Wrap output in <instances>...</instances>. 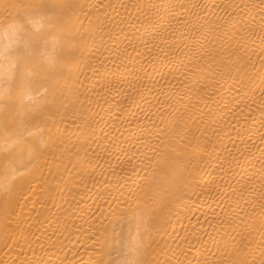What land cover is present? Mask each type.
<instances>
[{
    "label": "bare ground",
    "instance_id": "bare-ground-1",
    "mask_svg": "<svg viewBox=\"0 0 264 264\" xmlns=\"http://www.w3.org/2000/svg\"><path fill=\"white\" fill-rule=\"evenodd\" d=\"M0 264H264V0H0Z\"/></svg>",
    "mask_w": 264,
    "mask_h": 264
},
{
    "label": "snow or ice",
    "instance_id": "snow-or-ice-1",
    "mask_svg": "<svg viewBox=\"0 0 264 264\" xmlns=\"http://www.w3.org/2000/svg\"><path fill=\"white\" fill-rule=\"evenodd\" d=\"M2 57L3 53H0V58ZM14 57L15 59L11 62L7 72L0 73V75L7 76L9 83L16 77H19L21 80L26 76L31 77L42 69V65L34 58L32 52L27 48V45L25 51L16 52ZM121 264H129V262L122 261Z\"/></svg>",
    "mask_w": 264,
    "mask_h": 264
}]
</instances>
